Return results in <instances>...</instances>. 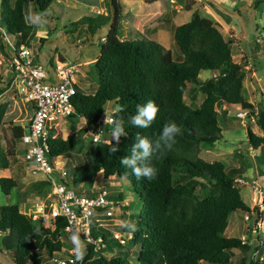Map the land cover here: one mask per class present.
Returning <instances> with one entry per match:
<instances>
[{
  "label": "trees",
  "instance_id": "trees-1",
  "mask_svg": "<svg viewBox=\"0 0 264 264\" xmlns=\"http://www.w3.org/2000/svg\"><path fill=\"white\" fill-rule=\"evenodd\" d=\"M52 1L0 0V31L4 33L1 38L15 46H28L34 29L25 22L24 7L30 4L36 14H40ZM260 1L254 0V4ZM209 4L212 3L209 1ZM121 10L119 0H108L105 15L83 16L70 23L72 37L68 41H76V44L91 42L99 27L107 25L105 36L99 37V52L93 62L96 83L87 82L85 89L76 84L72 103L76 117H81L86 124L79 132L95 126L104 114V103L113 101L122 106L123 111L116 112L115 109L110 116L112 120L123 119L127 135L121 136L118 145L116 141L110 144L93 142L91 161L80 162L75 153V136L51 138L50 132L49 155L63 156L65 167L71 166L70 162H77L70 176L73 184L93 178L98 171L103 178H108L111 169L114 179L129 182L141 206L133 218L136 230L123 227L122 235H128V242L139 248L136 264H200L201 261L227 264L232 249H245L251 253L254 247L224 233L229 213L236 210L252 213L240 199L234 184L238 178L237 169L228 174L222 162H207L195 156L199 143H212L220 137L215 107L236 105L246 111V119L253 118L260 131L257 135L246 127V144L259 150L264 163V110L254 109L241 94L243 69L231 60L230 41L223 38L212 18L193 10L187 21L168 27L165 24L178 49L175 56L150 39H119ZM259 38L264 42V35ZM43 39L39 37L38 41ZM4 50L7 57L6 44ZM203 70L209 71L210 76L201 80L198 73ZM188 84L196 86L203 95L198 106L192 107L183 100ZM148 100L155 101L159 108L155 120L148 128L131 125L129 117L136 114L137 104ZM4 110V105L0 106V122ZM166 122H174L181 132L175 137L171 150L153 154L151 163L157 169L155 178L137 180L130 169L121 166L120 159L130 155L137 134L154 140ZM113 127L112 123H106L102 131L112 133ZM21 132V126L11 128L12 142ZM112 147L119 150L112 153ZM174 173L177 175L173 176ZM202 182L209 193L199 197L195 189L203 186ZM14 186L13 178L0 177L3 194H8ZM110 198L118 201L121 196L118 193ZM64 223L58 219L54 228L48 229L30 220L17 204L0 205V246L11 252L12 264H34L35 253L41 251L47 255L43 264H51V257H62L59 237ZM95 224L92 220L89 234L93 240H99L85 244L86 255L78 264H125L123 258L105 257V252H119L125 246ZM52 226L50 220L49 227ZM246 263L242 258L241 264Z\"/></svg>",
  "mask_w": 264,
  "mask_h": 264
},
{
  "label": "rangeland",
  "instance_id": "rangeland-1",
  "mask_svg": "<svg viewBox=\"0 0 264 264\" xmlns=\"http://www.w3.org/2000/svg\"><path fill=\"white\" fill-rule=\"evenodd\" d=\"M107 2L108 0H102L99 3L96 0H92V3H88L87 0H53L42 12L46 14L43 18L47 20V23L43 27L31 24L34 30L29 39L28 47L36 62L45 69L49 78H51L49 65L76 63L79 65V72L76 75L79 77V79L77 78L78 86L85 89L84 84L87 82L96 83L94 63L82 64V62L97 57L99 37L105 36L107 25L99 27L91 42L83 44L77 42L76 44V41L72 43L68 41L72 37L70 23L81 19L83 16L99 17V15H105ZM176 2L180 5V10H183L185 6H188L189 9L193 8V0H176ZM120 3L122 4L120 25L124 23L126 11L131 12L136 17H142L146 13L151 14L158 4L144 3L142 0H120ZM221 6L219 5L216 10H213L218 23L214 20L223 38L230 41L231 60L239 63L243 69L241 94L254 109L264 110V42L259 38L264 35L262 32V28H264V0L257 4H254V0H221ZM100 7L105 14L95 12L97 9L100 10ZM103 11L100 10V12ZM29 13L36 14L32 6L27 4L24 7V16L26 17ZM200 15L206 16L203 12ZM125 20L128 23V19ZM2 33L0 31V106L4 105L5 110L0 122V158H3L0 159V177L9 176L13 178L15 186L6 195L0 191V205L17 204L19 210L26 214L31 209L37 194L45 188V184L36 181L44 177L28 174L22 161L21 145L17 140L12 142L11 139V128L24 125L30 115V109L23 96L17 93L14 87H9L10 72L6 65V56L2 52H5L6 40L1 38V35L4 36ZM166 34L168 37L170 36L167 31ZM39 37L44 39L39 42ZM117 37L119 39H131V36H125L121 29H119ZM169 40L178 50L172 37H169ZM209 76L210 72L207 70L198 73V78L201 80ZM80 79L82 84H80ZM202 98L203 95L199 89L188 84L183 93L184 102L195 107L198 106ZM114 105L113 102H109V104L106 102L102 109L104 111L114 107ZM237 109V107L223 108L222 105L215 107L220 137L212 143H199L195 156L207 162H222L224 171L228 174L232 173V169H237L238 175L236 177L239 178L240 182L235 180L234 184L238 189L240 199L252 209L250 215L236 210L229 213L227 217L225 235L238 238L244 236L245 244L254 247L251 254L245 249H232L227 264H241L242 258L247 263L251 259L252 264L255 262L256 264H264V233L259 230H256L257 234L249 233L253 222L258 218L263 219V226L260 230L264 231V163L258 149L254 150L247 147L245 128L249 127L257 135L260 134V131L255 126L252 117L249 119L244 117V119L239 120L235 116ZM107 116L109 114L104 111L101 117L105 120ZM105 124L106 122L102 123V130ZM85 126V121L81 117H71V119H64L61 126L56 129L57 135L61 138H65L67 135L75 136L77 142L75 153L80 162H90L94 148L85 129L79 132ZM100 138L102 142L108 144L115 141L110 132L104 133L102 131ZM9 153H12V156ZM63 161V156L55 158L54 169L58 173L59 169L62 168ZM70 163L71 166L69 167L63 166L65 171L63 179L72 189L96 191L98 187H104L109 197L120 194L121 198L117 201L119 205L112 211V216L106 218L101 216L98 221H95V226L104 228L111 234H119L123 238L122 244L125 248L120 249L119 252H105L106 258L120 257L126 260L125 264H136L135 257L139 248L131 245L127 238L122 235L123 227L120 223L121 221L134 223L133 218L141 206L138 197L131 191L129 182L123 179H114L113 169H111L108 178H103L98 171L93 178L80 184H73L70 181V176L77 162ZM176 175V173L173 174V176ZM202 184L203 186H198L195 189V194L199 197L209 193L206 184L203 182ZM46 227L48 229L54 228L53 226L50 228L49 223ZM69 237L65 232L60 234L59 254L62 256L73 253L74 245ZM252 253H255V257H252ZM10 255V251L0 246V264H12ZM259 256H262L261 260H258ZM46 261L47 255L44 251L35 253L34 264H43ZM200 264L208 263L201 261Z\"/></svg>",
  "mask_w": 264,
  "mask_h": 264
},
{
  "label": "built area",
  "instance_id": "built-area-1",
  "mask_svg": "<svg viewBox=\"0 0 264 264\" xmlns=\"http://www.w3.org/2000/svg\"><path fill=\"white\" fill-rule=\"evenodd\" d=\"M95 12L100 13L99 10ZM5 40L9 49L6 57L10 72L9 87H14L17 93L23 96L30 109L28 120L21 126L22 132L16 140L21 145L22 161L28 174L44 177L36 181L45 184V188L37 194L26 215L44 227L50 220L54 227L57 220L61 219L65 222L62 232L70 236L72 232L78 231L84 244L96 243L99 239L93 240L89 234L91 221H98L101 216H112V211L119 204L108 196L104 187H98L96 191H77L69 187L63 179V165L59 173L54 169L57 156L49 155L47 144L50 132L51 138L57 137L56 129L64 119L76 117L72 96L75 94L79 65L69 63L52 66L49 78L45 69L36 62L28 46H15L8 39ZM113 111L107 112L109 116L105 120L99 117L94 127L86 128L85 131L92 142L102 141V123L108 119L112 120L110 114ZM235 116L242 120L246 111L238 108ZM235 180L240 182L239 178ZM262 226L263 219L258 218L253 222L249 233L257 234L256 230L264 233L260 230ZM112 237L123 243L121 235L113 233ZM128 237L127 235L126 238ZM239 239L245 244L244 236ZM73 256L71 252L62 257H51L49 261L51 264H73ZM252 257H255V253H252ZM261 259L262 256H259L258 260ZM75 264H78V261ZM247 264H252L251 259Z\"/></svg>",
  "mask_w": 264,
  "mask_h": 264
},
{
  "label": "clouds",
  "instance_id": "clouds-1",
  "mask_svg": "<svg viewBox=\"0 0 264 264\" xmlns=\"http://www.w3.org/2000/svg\"><path fill=\"white\" fill-rule=\"evenodd\" d=\"M44 15L46 14L29 13V15L25 17V22L37 27H43V25L47 23V20L43 18ZM123 110L122 106H117L116 108V112H121ZM158 111L159 108L153 100H148L144 104H137L136 114L129 117V123L138 128H148L155 120ZM106 122L114 125L112 137L118 145L121 136L127 135L124 130L123 119H108ZM180 132L181 129L174 122H166L163 125L162 132L154 140H150L145 136L137 134L135 136V143L132 144L130 148V155L124 156L120 159L121 166L130 169L132 175H134L137 180L145 178L151 181L157 174V169L151 163L153 154L163 152L165 149L171 150L175 143V137L179 135ZM118 150V147H112L110 151L116 153ZM120 223L122 227L129 228L131 231L136 230L135 224L130 221H121ZM69 239L74 245L72 251L75 260L73 261V264H75L76 261H83L86 255V245L80 239L79 232H72Z\"/></svg>",
  "mask_w": 264,
  "mask_h": 264
},
{
  "label": "crops",
  "instance_id": "crops-1",
  "mask_svg": "<svg viewBox=\"0 0 264 264\" xmlns=\"http://www.w3.org/2000/svg\"><path fill=\"white\" fill-rule=\"evenodd\" d=\"M100 1H102V0H96L97 3H99ZM209 1L212 4H209ZM87 2L92 3V0H87ZM119 2H120V0H119ZM151 3L152 4L158 3V4L154 8V10L151 14L146 13L142 17H140V16L136 17L131 12L126 11L125 12V19L126 18L128 19V23H126V20L124 19V23L122 25H120V23H119V29H121L123 31V34L125 36L130 35L131 39L146 38V39L153 40V41L159 43L164 49L169 50L171 52V54L175 55V56L178 55L177 50L174 48L172 42H170V40H169V37H171V34H170V31L167 27L170 25H178V24H181V23L187 21L189 16H190V13L193 10L197 11L198 14L203 12L204 14H206V16H208L210 18L212 17L213 20L215 19L218 23V20L214 16L213 10H216V8L219 5H220V7H222L221 6V0H193V2H192L193 8L191 7L188 10H184V9L180 10V5L178 4V2H176V0H156V1H153ZM121 6H122V4H121ZM97 10H99V9H97ZM100 10L103 11L101 7H100ZM181 11L183 12L182 14H181ZM100 13L105 14L104 11L100 12ZM180 18H182V20H179ZM165 24H167V27L165 26ZM119 29H118V31H119ZM166 31L169 33V35H170L169 37L166 34ZM94 60L95 59L93 58V59H90L87 61H83L82 64H90V63H93ZM77 78L79 79V77H77ZM78 79H77V83H76L77 85L79 84ZM81 82L82 81L80 79V84H82ZM93 83H95V82H93ZM86 84H84L85 87H86ZM110 102H113V101H110ZM107 104H109V102H107ZM116 107H117V105L115 104L114 107L107 108L104 111L108 112L109 110H115ZM222 107L223 108L224 107H237L238 108V106H236V105H231V106L222 105ZM223 112H224V110H223ZM111 135H112V133H111Z\"/></svg>",
  "mask_w": 264,
  "mask_h": 264
}]
</instances>
